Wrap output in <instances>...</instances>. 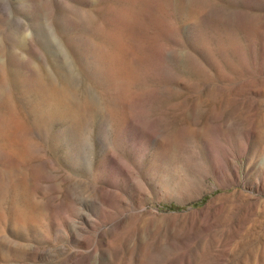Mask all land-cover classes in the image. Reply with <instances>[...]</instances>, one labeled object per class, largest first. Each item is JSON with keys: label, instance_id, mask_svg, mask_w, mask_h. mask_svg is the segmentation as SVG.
Returning <instances> with one entry per match:
<instances>
[{"label": "rangeland", "instance_id": "374dc122", "mask_svg": "<svg viewBox=\"0 0 264 264\" xmlns=\"http://www.w3.org/2000/svg\"><path fill=\"white\" fill-rule=\"evenodd\" d=\"M0 96V264H264V0H0Z\"/></svg>", "mask_w": 264, "mask_h": 264}, {"label": "bare ground", "instance_id": "6f19581e", "mask_svg": "<svg viewBox=\"0 0 264 264\" xmlns=\"http://www.w3.org/2000/svg\"><path fill=\"white\" fill-rule=\"evenodd\" d=\"M136 10V9H135ZM137 11V10H136ZM119 16V15H118ZM132 18V17H131ZM200 18L202 19L203 18V14H202V12L200 13ZM132 20H133V18H132ZM135 20V19H134ZM203 28V27H202ZM202 28H200V32H202L203 31V29ZM78 46V45H77ZM55 64V63H54ZM69 70H71L70 68H69ZM118 71H119V73H121V69L120 68H118ZM70 73L72 74V70L70 71ZM71 78H72V76H71ZM62 81H63V83L64 84H66L67 85V93H66V97H64V98H68V99H70L71 100V102H73L72 100L73 99H75V98H77V91H78V83H77V80L76 81H72V80H69V79H64L63 77H62ZM54 80V79H53ZM80 88V87H79ZM80 91V90H79ZM49 92L51 93V94H53L52 93V91H51V89L49 90ZM66 92V91H65ZM4 94H1V96H3ZM1 96H0V98H1ZM2 99V98H1ZM0 99V100H1ZM68 99L66 100L67 101V103L69 102L68 101ZM63 101V99L61 100H59V98L58 97H56V98H54L53 100H47L46 101V107H47V111L49 112V113H51V111L52 110H59V109H61V106H65V109L66 108H68L67 106L68 105H66L64 102H62ZM85 101H86V105H88V107L91 109V111H99L98 109H97V107H98V105L96 104V100H95V97L93 96V95H91V94H88V96H87V98L85 99ZM60 102V103H59ZM70 107V106H69ZM59 112V111H58ZM45 113V112H44ZM60 113V112H59ZM70 113V112H69ZM75 115H77L76 116V118H79V113H77L76 114V111L74 110V116ZM170 162V161H169ZM1 180V179H0ZM15 211V210H14ZM3 212L0 210V215H4V214H2ZM19 213H20V211L18 212L17 210H16V213H15V215L17 216V218H15L16 220H15V222L16 223H22V221L23 220H19ZM18 219V220H17ZM22 219V218H21ZM14 220V219H13Z\"/></svg>", "mask_w": 264, "mask_h": 264}]
</instances>
